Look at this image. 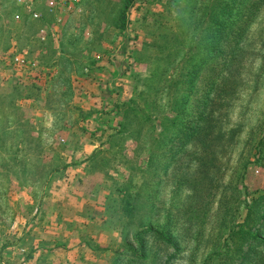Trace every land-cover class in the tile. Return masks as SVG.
I'll use <instances>...</instances> for the list:
<instances>
[{"label":"rangeland","instance_id":"1","mask_svg":"<svg viewBox=\"0 0 264 264\" xmlns=\"http://www.w3.org/2000/svg\"><path fill=\"white\" fill-rule=\"evenodd\" d=\"M36 9L0 0V264H264V0Z\"/></svg>","mask_w":264,"mask_h":264},{"label":"built area","instance_id":"2","mask_svg":"<svg viewBox=\"0 0 264 264\" xmlns=\"http://www.w3.org/2000/svg\"><path fill=\"white\" fill-rule=\"evenodd\" d=\"M45 0H19L20 5L34 18L38 19L40 13L37 11V6ZM51 11L54 13L62 14L69 12L77 0H72L69 2H64L62 0H46ZM48 31L46 28H41L39 32V38L45 41L48 36ZM54 35V34H53ZM13 61L19 65L30 64L32 66L38 65V61L29 59L28 51L16 52L13 54Z\"/></svg>","mask_w":264,"mask_h":264},{"label":"trees","instance_id":"3","mask_svg":"<svg viewBox=\"0 0 264 264\" xmlns=\"http://www.w3.org/2000/svg\"><path fill=\"white\" fill-rule=\"evenodd\" d=\"M210 26H212V25H210ZM221 28V27H220ZM218 44L219 43H217L216 42V40H213L212 41V43L211 44H209V49L210 50H212V49H216V47L218 46ZM252 213V210L250 209L249 210V212H248V216H247V219L245 220V222H244V224L242 225L243 226V228H241L240 230H239V232H237V231H234L233 233V235H235V234H239V235H241L242 237H246V238H249V237H252L253 239H256V238H259V235H258V233L253 229V225L252 226H249L248 224H249V218L251 217V214ZM249 226V227H245V226ZM143 233H154V234H156L157 236H158V238L159 239H161V240H164V241H166V242H168V243H172V238L171 237H169V236H167L163 231H161V230H156V229H153V228H147V229H145V230H141V231H139L138 233H137V237H139L141 234H143ZM138 248H139V250H140V253L141 254H139L140 255V257H143V251L145 250V245H144V243L143 242H141V241H139L138 242Z\"/></svg>","mask_w":264,"mask_h":264},{"label":"crops","instance_id":"4","mask_svg":"<svg viewBox=\"0 0 264 264\" xmlns=\"http://www.w3.org/2000/svg\"><path fill=\"white\" fill-rule=\"evenodd\" d=\"M37 21H39V20H37Z\"/></svg>","mask_w":264,"mask_h":264}]
</instances>
